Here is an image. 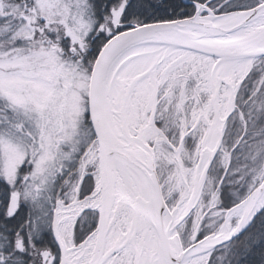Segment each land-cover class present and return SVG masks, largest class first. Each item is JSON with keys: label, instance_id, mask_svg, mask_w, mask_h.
<instances>
[{"label": "snow or ice", "instance_id": "6c2138e0", "mask_svg": "<svg viewBox=\"0 0 264 264\" xmlns=\"http://www.w3.org/2000/svg\"><path fill=\"white\" fill-rule=\"evenodd\" d=\"M0 264H264V0H0Z\"/></svg>", "mask_w": 264, "mask_h": 264}]
</instances>
